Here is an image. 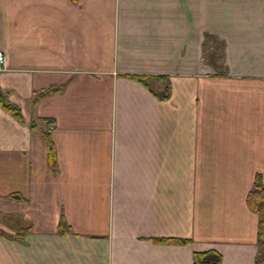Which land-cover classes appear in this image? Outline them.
<instances>
[{
  "label": "crops",
  "instance_id": "1",
  "mask_svg": "<svg viewBox=\"0 0 264 264\" xmlns=\"http://www.w3.org/2000/svg\"><path fill=\"white\" fill-rule=\"evenodd\" d=\"M0 50V264H254L264 0H0Z\"/></svg>",
  "mask_w": 264,
  "mask_h": 264
},
{
  "label": "trees",
  "instance_id": "2",
  "mask_svg": "<svg viewBox=\"0 0 264 264\" xmlns=\"http://www.w3.org/2000/svg\"><path fill=\"white\" fill-rule=\"evenodd\" d=\"M214 51L208 53L209 58H213ZM145 81L144 78H141ZM56 86H49L34 92L31 102L35 103L38 97L56 89ZM165 93V92H164ZM0 106L12 114L13 117L20 120L21 111L19 107L10 102L5 97V92L0 90ZM32 126V123H31ZM47 144V168L52 171L54 166L53 148L48 139L46 132L41 133ZM10 196L19 198V195L11 193ZM246 206L256 213V252L254 257V264H264V184L262 183L259 174L253 177L250 188L246 191L244 196ZM163 240H178L177 238H169ZM184 240V239H180ZM219 257L213 252H194L192 254V264H218Z\"/></svg>",
  "mask_w": 264,
  "mask_h": 264
},
{
  "label": "built area",
  "instance_id": "3",
  "mask_svg": "<svg viewBox=\"0 0 264 264\" xmlns=\"http://www.w3.org/2000/svg\"><path fill=\"white\" fill-rule=\"evenodd\" d=\"M4 62H5V55L3 51L0 50V67L4 65Z\"/></svg>",
  "mask_w": 264,
  "mask_h": 264
}]
</instances>
